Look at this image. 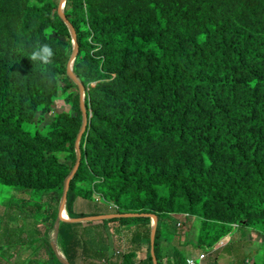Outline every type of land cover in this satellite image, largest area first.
<instances>
[{
    "label": "trees",
    "instance_id": "obj_1",
    "mask_svg": "<svg viewBox=\"0 0 264 264\" xmlns=\"http://www.w3.org/2000/svg\"><path fill=\"white\" fill-rule=\"evenodd\" d=\"M3 1L0 185L29 197L14 193L10 198L21 199L4 205L13 213L21 202V211L28 209L36 221L51 219L54 230L58 207L50 202L60 201L76 162L82 124L77 97V115L60 113L34 132L31 126L36 115L50 112L61 77L75 86L66 73L74 45L55 2L53 10L47 2L13 0L7 8ZM219 1L227 13L210 0H166L154 7L109 0L113 8L104 13L94 0H66L78 45L74 73L92 115L67 193L70 221L59 222L57 239L69 264H78L82 224L100 216L76 213L74 203L94 200L95 192L120 209L118 218L99 219L102 225L145 227L134 236L147 238L148 264L151 231L160 264L161 241L172 239L173 225L180 227L174 214L198 220L193 244L202 250L238 228L264 238V0ZM89 39L99 49L94 56ZM37 43L52 47L51 64L29 59ZM89 83L94 86L87 92ZM64 151L65 161L59 156ZM45 194L51 195L48 205ZM66 236L77 240L67 243ZM47 246L60 264L49 241ZM172 252L173 264L186 263L178 246ZM125 257L122 264H130Z\"/></svg>",
    "mask_w": 264,
    "mask_h": 264
},
{
    "label": "crops",
    "instance_id": "obj_2",
    "mask_svg": "<svg viewBox=\"0 0 264 264\" xmlns=\"http://www.w3.org/2000/svg\"><path fill=\"white\" fill-rule=\"evenodd\" d=\"M96 204L94 200L78 197L74 203V209L76 213L98 214L100 215L98 217L118 215L110 206L103 203ZM0 207L3 208L0 210V215L3 217L0 228V264H56L51 259V251L47 246L48 241L50 245L53 242L52 220L31 221V219L23 220L20 217L16 220L10 207L4 205ZM98 217L89 218V221L82 224L81 236H77L81 250L77 258L78 264H122L124 255L121 257V254H117L121 251L124 252L130 264H148L147 238L142 236L136 239L132 227L127 224L120 225L116 222L102 225L100 220L91 221L99 219ZM175 220L181 227L180 218ZM15 222H18V228L14 225ZM66 238L68 239L69 236ZM77 238L68 239L67 243ZM182 238L185 237L182 236ZM183 239L177 236V239L166 237L161 241L166 249L162 250L160 245V264H173V246H178L183 251L185 264L189 259H195V264H264V238L255 230L233 232L224 238L225 243L222 239L214 246L215 250L210 251L195 248L194 237V241H189L188 244L182 241ZM256 240H259V244L255 243ZM61 246H63V240H60L58 247L66 260ZM201 253H206L203 260L199 259ZM128 255L131 257L128 258ZM57 259L60 264H64L58 257ZM102 259L105 262H102Z\"/></svg>",
    "mask_w": 264,
    "mask_h": 264
},
{
    "label": "rangeland",
    "instance_id": "obj_3",
    "mask_svg": "<svg viewBox=\"0 0 264 264\" xmlns=\"http://www.w3.org/2000/svg\"><path fill=\"white\" fill-rule=\"evenodd\" d=\"M4 1H6L5 3H4V6L5 7H12V5H13V0H4ZM3 1V2H4ZM95 1V4L97 5V7H98V9L100 10V12H102V13H104V12H110V10H111V8H113V6L109 3V0H94ZM124 1H126V2H128V3H131V2H133V1H137L138 3H141L143 6H147V7H154L156 4L157 5H160V4H162L163 2H166V0L164 1V0H124ZM26 2L27 3H30V4H40L41 2V5L42 6H45L46 5V2L48 3V4H53V5H51V8H53V10H55L56 9V7L54 6V2H55V5L57 4V9L54 11V12H57L58 13V11H59V6H60V2H61V0H26ZM210 4L213 6V8H215L217 11H219V12H221V13H223V14H225V13H227L225 10H224V8L222 7V5H221V3H220V1L219 0H210ZM65 8H66V2H65V4H63L62 5V7H61V12L63 13V15H64V17H65V13H64V11H65ZM66 18V17H65ZM67 19V18H66ZM68 20V19H67ZM11 25V27L12 26H14V27H16L17 26V24H10ZM75 31V30H74ZM75 33H76V31H75ZM74 33V34H75ZM70 36H71V40H72V34H71V32H70ZM77 37V36H76ZM88 42L89 43H91L92 44V46H93V49L94 50H91L90 52H89V55H91L92 54V56H94L93 55V53H95L96 51H98L99 49H98V47L95 45V44H93V42H91V39H89L88 40ZM72 44H73V40H72ZM73 50H74V47H73ZM72 54H73V52H72ZM72 54L70 55V57L68 58V60H67V62H66V73L68 74V76H69V74H70V71L68 70V65H69V62H70V59H71V56H72ZM75 63V62H74ZM73 66H74V64L73 65H71L70 66V69H71V71H72V74L73 75H75V73H74V68H73ZM100 65H98V69L100 70ZM100 71H102V70H100ZM76 76V75H75ZM78 83H80V84H82L83 86H84V84L82 83V81L78 78V82H75L74 81V84H75V86L74 85H70L69 83H67L65 80H64V77H61L60 79H59V85H61V87H62V90L59 92V94H58V97L56 98V100H55V102L53 103V105H52V107H51V110H50V112L49 113H47V114H45L44 116H42V117H39V114L38 115H36L35 116V118H34V120L32 121V126H31V130H32V132H34L35 131V128H36V130L37 129H41L42 128V126L43 125H45V124H49L51 121H52V119L56 116V115H58V114H60V113H70V114H74V115H77L76 114V97H77V104H79V107H80V100H79V97H80V90H79V85H78ZM94 86V83H89V85H87V92H89V89H90V87H93ZM85 98H89V96H88V94L87 93H85ZM40 119V120H39ZM81 128V127H80ZM80 131V130H79ZM79 133V132H78ZM86 134H85V138L87 137V133L88 132H85ZM78 135V134H77ZM77 138V137H76ZM81 141V140H80ZM83 146H85V144H83ZM66 155H67V153L64 151V152H62V153H60V158H62L63 159V161H65V157H66ZM72 170V169H71ZM71 172V171H70ZM69 175V174H68ZM68 177V176H67ZM66 177V178H67ZM66 178H65V180H66ZM84 183V187H86V188H88L89 186L87 185V183H85V181L83 182ZM89 191V190H88ZM14 193L16 194L15 195V197H23V198H25V199H27V198H29L28 197V195L27 194H24V193H22V192H16L12 187H9V186H3V185H0V206H3L4 204H6L8 201H14V203H17L18 202V200L17 199H21V198H16V199H12V198H10V196L9 195H14ZM95 194H97L96 192H95ZM50 194H45V196H44V198H43V205H45V204H47L48 205V202H49V200H50ZM62 197V196H61ZM60 200H61V198H60ZM106 202H108L109 204H113V202L111 201V203H110V201H108V200H105ZM106 204V203H105ZM18 205L21 207V202L20 203H18ZM17 205V206H18ZM50 205H52L53 207H58L59 208V206H60V201H51L50 202ZM5 206V205H4ZM16 207V205H14V209H15V211H14V216H16V217H18L19 215L23 218V216H27L26 218H28V219H31V221H33L34 220V215L31 213V212H29V211H27L28 209H23V210H26V211H21V208L20 207ZM23 206V205H22ZM111 207V206H110ZM1 208V207H0ZM12 208V209H13ZM112 208V207H111ZM116 208V209H115ZM115 208H112V209H114L115 210V212H117V211H120V209L118 208V206L117 205H115ZM0 210H3V208H1ZM115 214H118V213H115ZM149 216V218L151 219V221L153 222V216H155L154 214H152V215H148ZM173 217H177V218H180V220H179V222H181L182 223V226L180 227V228H177L176 227V225H173V227L171 228V231H168V233H171L170 235H172L173 237H175V239H177V236H179L180 237V239H183L182 238V236L183 237H185L182 241H186L185 243H189V241H194V239H193V237H195V233H196V235H197V233H198V231H199V227H200V224H199V222H198V220L197 219H195V218H193V217H189L190 218V220H189V218H186L184 215H180V214H178V215H176V214H174V215H172ZM63 217L65 218V219H67V220H69V217L67 216V214H66V210H64V212H63ZM3 217H2V215H0V228H1V226H2V219ZM113 218V217H112ZM24 220V219H23ZM198 224H199V226H198ZM14 225L18 228V226H19V224H18V222H15L14 223ZM54 225H55V222H54ZM53 225V226H54ZM127 225H129V226H131L132 227V231L135 233L136 231L138 232V233H141V230H142V228H145L144 226L142 227L140 224L139 225H137L136 223H134V222H130V223H128ZM137 228V229H136ZM239 229V228H238ZM238 229H236V230H234L233 232L234 233H236V232H238ZM244 231V230H243ZM0 233H1V230H0ZM233 234V233H232ZM51 239H52V243H51V248H52V250H53V252L55 253V256H56V251H54V249H53V244H54V235H55V230H53V232L51 233ZM49 243H50V241H49ZM59 243L60 242H58V241H56L55 242V245H56V249H57V251L59 252V254L60 255H62L61 253H60V251H59V247H58V245H59ZM183 243V242H182ZM255 243H258L259 244V240L257 241L256 240V242ZM162 245V250L163 249H166V247H164V244H161ZM193 245V244H192ZM61 247H63V246H61ZM263 248H264V244H263ZM161 250V251H162ZM63 257V255L61 256V258ZM63 259H64V257H63Z\"/></svg>",
    "mask_w": 264,
    "mask_h": 264
},
{
    "label": "water",
    "instance_id": "obj_4",
    "mask_svg": "<svg viewBox=\"0 0 264 264\" xmlns=\"http://www.w3.org/2000/svg\"><path fill=\"white\" fill-rule=\"evenodd\" d=\"M66 0H61L60 2V6H59V11H58V15L64 20V22L66 23V25L70 28V32L72 34V40H73V45H74V50H73V54L71 56L69 65H68V70L70 71L69 76L71 77V79H73L75 82H78V78L72 74V71L70 69V66L74 64L75 60H76V56L78 54V45H77V40H76V34L74 31V28L71 26L70 22L64 17L63 13L61 12V7L63 4H65ZM79 85V90H80V109H81V113H82V124H81V128L80 131L77 135L76 141H75V149H76V162L74 167L72 168L71 172L69 173L68 177L65 180L64 183V187H63V194L60 200V206L58 208V215L57 218L55 220V225H54V230H55V235H54V244H53V249L54 251H56V256L60 259L61 262H63L64 264H69L65 259H63V257L61 258V255L59 254V252L56 249V245L55 242L58 241L57 239V235L59 233V222L60 221H70L67 220L63 217V212L65 210V204H66V200H67V193L69 190V184L71 179L73 178V176L75 175V173L77 172L79 165H80V160H81V149H80V140L82 138V135L87 131L89 124H90V118H91V113H90V109L89 106L87 108V106L85 105V87L78 83ZM120 215H107V216H101L98 217L99 219L102 218H112V217H119ZM99 219H95V220H99ZM153 224H156V219L155 216H153ZM79 220V219H78ZM71 221H76L71 220ZM154 230V229H153ZM153 230L151 231V256H152V262L153 264H156V260L153 254V250H152V242H153Z\"/></svg>",
    "mask_w": 264,
    "mask_h": 264
},
{
    "label": "clouds",
    "instance_id": "obj_5",
    "mask_svg": "<svg viewBox=\"0 0 264 264\" xmlns=\"http://www.w3.org/2000/svg\"><path fill=\"white\" fill-rule=\"evenodd\" d=\"M54 58V51L48 44L37 43L31 53L29 54V59L32 62H38L40 65H49L52 63Z\"/></svg>",
    "mask_w": 264,
    "mask_h": 264
},
{
    "label": "built area",
    "instance_id": "obj_6",
    "mask_svg": "<svg viewBox=\"0 0 264 264\" xmlns=\"http://www.w3.org/2000/svg\"><path fill=\"white\" fill-rule=\"evenodd\" d=\"M94 200L97 202V203H103V204H105V205H108V206H111L112 208H115V205L114 204H109L108 202H106L103 198H102V196L100 195V194H95V197H94ZM116 209V208H115ZM184 216H187V214H184ZM177 226H180V223H178L177 224ZM234 227H236L237 225H233ZM224 240V239H223ZM224 243H225V240L223 241ZM210 250H215V247H213L212 249H210ZM117 254H121V257L124 255V252L123 251H121V252H117ZM205 256H206V253H201L200 254V256H199V259L200 260H203L204 258H205ZM122 259V258H121ZM105 262V260L104 259H102V262ZM187 264H195V259H189V260H187Z\"/></svg>",
    "mask_w": 264,
    "mask_h": 264
}]
</instances>
